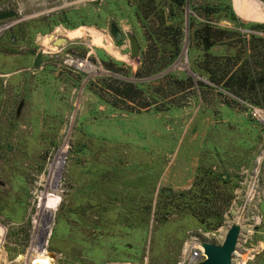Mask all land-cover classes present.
Masks as SVG:
<instances>
[{
	"label": "rangeland",
	"instance_id": "obj_1",
	"mask_svg": "<svg viewBox=\"0 0 264 264\" xmlns=\"http://www.w3.org/2000/svg\"><path fill=\"white\" fill-rule=\"evenodd\" d=\"M234 1L240 20L230 0H0L17 12L0 20V264H190L234 219L232 263L264 264V107L199 66L264 47V4ZM204 22L229 30L206 48Z\"/></svg>",
	"mask_w": 264,
	"mask_h": 264
},
{
	"label": "trees",
	"instance_id": "obj_2",
	"mask_svg": "<svg viewBox=\"0 0 264 264\" xmlns=\"http://www.w3.org/2000/svg\"><path fill=\"white\" fill-rule=\"evenodd\" d=\"M177 4H182L183 0H174ZM229 8L232 11L229 20H240L239 16L235 13L231 5ZM216 8L209 5L204 6L206 14H211L216 11ZM257 26L261 27L262 23H256ZM227 28L217 27L210 22H204L201 27V36L204 47H209L218 40L224 37V32L229 30ZM180 29L176 28L175 34L179 37ZM253 40L250 43V39H243L242 50H236L234 54L222 56L215 55L205 52V56L211 58L206 59L199 66L207 72V79L213 86H222L229 90L234 95L244 98L249 97L256 104L264 107V51L260 42H257L261 38H255L251 34ZM262 40V39H261ZM249 41V42H248ZM255 42V44L253 43ZM257 42V43H256ZM251 48L252 51L246 53L245 49ZM264 48V47H263ZM173 55L172 59L179 52V42L175 39L172 44ZM224 59L223 61H219ZM240 61V62H239ZM168 63V62H166ZM166 65L164 62L158 66L161 69L162 66ZM153 66H147L146 63L135 71L136 76L144 75L153 72ZM176 85L180 89H186L192 87L195 83L201 85H208L203 83L201 80H193L190 75L182 77H174ZM210 86V85H209ZM137 86L131 80L124 82L123 88H115L114 92L127 100L134 99V95L137 93ZM245 91V92H244ZM246 93V94H244ZM245 99V98H244ZM141 107H146L147 104H140ZM195 186V185H194ZM193 189V188H192ZM192 189H188L185 192H190Z\"/></svg>",
	"mask_w": 264,
	"mask_h": 264
},
{
	"label": "water",
	"instance_id": "obj_3",
	"mask_svg": "<svg viewBox=\"0 0 264 264\" xmlns=\"http://www.w3.org/2000/svg\"><path fill=\"white\" fill-rule=\"evenodd\" d=\"M16 13L17 12L13 9L0 10V20L14 16L16 15ZM110 33L116 39H119L122 36V32L120 31L115 22L110 23ZM125 34L128 38L130 55L136 56L139 51V44L137 38L134 34L130 32H126ZM41 56L42 50L40 49L36 52L35 57L33 59L32 64L34 66H39ZM240 229L241 222L238 219H234L227 228L224 238L221 242H214L206 239L199 240L198 244L203 248L204 255L200 259H197L190 264H233L232 256L237 245Z\"/></svg>",
	"mask_w": 264,
	"mask_h": 264
},
{
	"label": "built area",
	"instance_id": "obj_4",
	"mask_svg": "<svg viewBox=\"0 0 264 264\" xmlns=\"http://www.w3.org/2000/svg\"><path fill=\"white\" fill-rule=\"evenodd\" d=\"M253 115L257 119H262L263 117L261 116L259 111H253ZM203 248L197 243L196 245L192 246L190 251L187 253L186 260L188 262H194L197 259H200L203 257Z\"/></svg>",
	"mask_w": 264,
	"mask_h": 264
},
{
	"label": "crops",
	"instance_id": "obj_5",
	"mask_svg": "<svg viewBox=\"0 0 264 264\" xmlns=\"http://www.w3.org/2000/svg\"><path fill=\"white\" fill-rule=\"evenodd\" d=\"M259 4L261 3L262 5L264 4L261 0H258ZM230 3H231V7L233 8V10L235 11L236 14L237 13V9H236V6H235V1L234 0H230ZM261 6V5H260Z\"/></svg>",
	"mask_w": 264,
	"mask_h": 264
},
{
	"label": "bare ground",
	"instance_id": "obj_6",
	"mask_svg": "<svg viewBox=\"0 0 264 264\" xmlns=\"http://www.w3.org/2000/svg\"><path fill=\"white\" fill-rule=\"evenodd\" d=\"M82 32H83V34H85V32H84V31H82ZM47 198H48V197H47ZM47 198H46V199H47ZM46 201H47V200H46ZM49 206H50V205H49ZM186 252H187V251H186Z\"/></svg>",
	"mask_w": 264,
	"mask_h": 264
}]
</instances>
